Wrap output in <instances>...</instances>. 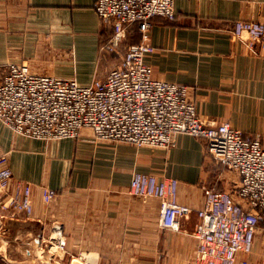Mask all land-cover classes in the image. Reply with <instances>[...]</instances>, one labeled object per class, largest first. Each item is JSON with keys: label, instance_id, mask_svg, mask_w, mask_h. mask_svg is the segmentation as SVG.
<instances>
[{"label": "crops", "instance_id": "crops-1", "mask_svg": "<svg viewBox=\"0 0 264 264\" xmlns=\"http://www.w3.org/2000/svg\"><path fill=\"white\" fill-rule=\"evenodd\" d=\"M95 1L0 0V78L11 62L80 85L102 78L118 55L102 49L112 28ZM174 11L173 19L152 18L144 60L153 76L188 85L204 122L225 121L264 146V58L230 35L235 20L264 15V0H174ZM127 38L138 40L132 30ZM0 153L12 172L0 189V264L31 263L34 248L54 264H196L192 230L203 187L226 190L236 180L208 156L205 140L183 132L169 148L138 147L95 140L88 128L38 139L0 121ZM134 171L178 180L177 199L189 208L179 229L160 226L157 198L128 193ZM16 181L30 183V214L13 205ZM43 187L56 197L44 202ZM59 232L62 249L53 239Z\"/></svg>", "mask_w": 264, "mask_h": 264}, {"label": "built area", "instance_id": "built-area-1", "mask_svg": "<svg viewBox=\"0 0 264 264\" xmlns=\"http://www.w3.org/2000/svg\"><path fill=\"white\" fill-rule=\"evenodd\" d=\"M94 10L112 33L102 46L115 52L108 72L87 85L74 78L33 74L26 64L8 63L0 78V121L17 134L38 139L77 137L81 129L95 140L126 142L135 146L169 148L178 132L206 142L207 154L236 180L229 189L203 187V204L196 210L192 230L196 264H264L251 259L257 243L264 246V146L258 136H245L227 122L207 123L198 115L189 86L155 78L144 56L152 51V18L173 19L174 0H96ZM135 25L136 42H127ZM252 53L264 58V15L237 19L230 30ZM124 51L121 52V48ZM12 180L6 153H0V189ZM178 180L134 171L127 191L159 200L160 226L179 229L189 210L177 199ZM42 200L57 192L42 188ZM12 202L16 210L32 212L31 186L16 181ZM62 249L61 233L53 238Z\"/></svg>", "mask_w": 264, "mask_h": 264}, {"label": "water", "instance_id": "water-1", "mask_svg": "<svg viewBox=\"0 0 264 264\" xmlns=\"http://www.w3.org/2000/svg\"><path fill=\"white\" fill-rule=\"evenodd\" d=\"M36 241V240H35ZM36 248H34L32 251H28V254L32 256V262L27 263V264H54L51 262L49 255L47 253H44L41 255L40 253L37 254ZM72 264H82L81 262L78 261H73Z\"/></svg>", "mask_w": 264, "mask_h": 264}, {"label": "rangeland", "instance_id": "rangeland-1", "mask_svg": "<svg viewBox=\"0 0 264 264\" xmlns=\"http://www.w3.org/2000/svg\"><path fill=\"white\" fill-rule=\"evenodd\" d=\"M131 36H132V34H131ZM127 40H128V38H127ZM127 42H129V40ZM225 172L226 171L222 170V173H225ZM54 250H55V248H54ZM263 256H264V246L261 242H259L256 245V249H255L253 257H251V259H260Z\"/></svg>", "mask_w": 264, "mask_h": 264}, {"label": "trees", "instance_id": "trees-1", "mask_svg": "<svg viewBox=\"0 0 264 264\" xmlns=\"http://www.w3.org/2000/svg\"><path fill=\"white\" fill-rule=\"evenodd\" d=\"M131 30L134 31V32H136V30H135V25H133V26L131 27ZM132 34H134V33H132Z\"/></svg>", "mask_w": 264, "mask_h": 264}]
</instances>
